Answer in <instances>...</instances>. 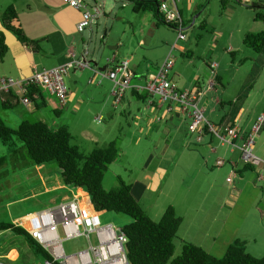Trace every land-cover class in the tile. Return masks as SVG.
Instances as JSON below:
<instances>
[{"label": "rangeland", "instance_id": "obj_1", "mask_svg": "<svg viewBox=\"0 0 264 264\" xmlns=\"http://www.w3.org/2000/svg\"><path fill=\"white\" fill-rule=\"evenodd\" d=\"M84 1L88 5H93L95 1L104 14L90 30L86 29L81 33L83 42L79 41V59H82L84 51L87 61L98 64H104L105 60L116 56L117 62L128 61V69L135 74H141L146 70L156 71L155 65L170 53L173 61L177 63L174 69L177 70L178 66L186 76L196 69L206 71V75H209L208 63L216 62L225 70L224 78L230 80L229 87L226 86V81L223 82L227 94L248 91L253 85H256L252 88L257 94L261 89L264 90V69L257 74L260 59L255 60L258 53L245 47L241 39L243 31L247 29L246 24L249 27L254 20L256 26L264 28V23L255 20L252 12L232 2L233 5L230 4L229 0L224 8L220 4L221 0H181L178 3L183 22L184 38L181 40H177L178 32L175 28L157 24L149 12L133 13L131 4L127 2ZM231 11L234 13L230 14ZM249 28L250 31L259 29L252 25ZM84 70H76L77 75ZM173 73L174 70H170L168 77ZM64 83L66 87L71 85L67 75ZM85 84L86 87L81 92H87L96 98L99 94L107 95L104 110L111 112L113 116L112 119L105 116L103 122L94 120L89 125L94 130L93 133L102 136L103 140L97 145L115 141L118 149V157L103 175L102 186L105 190L111 189L117 185V179L130 185L132 196L155 222L159 221L167 207L174 208L182 222L174 240L171 259L181 254L183 242L192 243L209 254L219 236L239 239L245 242L248 254L256 258L264 256V230L252 228L255 218L264 217V193L257 191L256 198L245 194L233 214V210L230 211L223 204L227 193L226 186L230 184L225 182L220 192L219 178L206 177L198 173L195 166L185 165V144L190 139L185 126L179 132L175 125L163 119L159 121L161 115L150 114L147 118L146 112L142 114V101L136 99L130 90L126 91L123 103L114 107L113 97L110 95L112 83L110 88L105 83L95 84V80L93 83L86 80ZM43 95L48 99L45 92ZM52 102L60 110L54 99ZM21 105L19 101L14 109L4 110L0 101V118L10 129H16L17 123L22 121H43L49 126L53 121L61 125L71 123L69 115L63 114L57 119L50 109L22 115L19 113L24 108ZM28 108L34 110L33 105ZM94 114L96 113H90L92 119ZM21 116L23 118L19 120ZM157 125L159 129L155 131ZM69 133L72 136L71 145L77 146L84 155L96 146L80 136L77 126L71 125ZM13 146H21L15 137ZM200 147L193 146L192 149L199 151ZM7 154L8 148L0 143V158H5ZM196 160L198 162L199 159ZM193 163L197 166L196 162ZM43 166L47 173L50 172L52 179L59 173L54 162ZM41 183L33 170L20 168L4 159L0 164V223L15 221L20 225L25 215L42 209L40 205L48 196L31 198L32 193L39 190ZM53 195H60V192ZM85 204L81 201L82 206ZM98 215L102 224H112L118 229L130 222L127 216L121 214L103 212ZM227 216L231 220L234 218L230 224L225 222ZM29 224L32 226V220ZM63 247L66 253H73L85 249L86 241L82 236L73 238L64 241ZM11 249L18 252V257L13 262L5 257ZM11 253L16 255L15 251H10L9 254ZM0 261L3 264H42L28 250L24 240L9 231L0 233Z\"/></svg>", "mask_w": 264, "mask_h": 264}, {"label": "crops", "instance_id": "obj_2", "mask_svg": "<svg viewBox=\"0 0 264 264\" xmlns=\"http://www.w3.org/2000/svg\"><path fill=\"white\" fill-rule=\"evenodd\" d=\"M240 1L243 3H259L264 5V0ZM230 4L232 3L230 2ZM10 6H13L18 12L19 22L25 35L30 40H39L40 43L39 50L32 51L20 44L14 35L5 30L0 23V34H2L4 43L7 46V53L0 61V77L26 79L29 78L34 71L38 72L42 69H50L67 63L71 59V54H73L74 58L79 59L78 46L79 41L82 43L83 39L81 33L76 32L75 26L81 19V11L68 6L62 0H0V15ZM238 7L248 10L240 5H238ZM234 11H231L230 14H233ZM248 11L252 12L251 10ZM251 25L256 28L259 27V29H256L258 31H250L251 28L249 27ZM251 25L248 27V24H246L247 29L242 33V40L246 35H254L264 31V28L261 26H256L254 20L251 21ZM90 28L88 29L90 30ZM114 58L116 61V56H114ZM165 58L166 57L155 65V68H157ZM259 59L260 66L257 70V74L259 73L258 71L264 69V50L258 53V57H256L255 61ZM88 63L89 68L85 69L82 74L77 75L76 71H71L67 75L71 85L67 87L68 92L64 103H60L54 96L45 92L48 99L43 95L45 106L40 109H50L57 119L61 118L63 114L69 115L71 117V123L64 126H66L68 130H70L71 125L77 126L80 130V136L86 138V141L89 143L97 145L103 140L101 138L102 136L93 133L94 130L90 129L89 125L93 124L94 120L101 122L105 121V116L110 119L113 118L111 112L104 110L107 95L99 94L98 98H96L92 94L81 92V90L84 89V86L86 87V80L88 82L90 79H92L93 82L94 80L95 82L98 80V77L94 74L95 70L106 72L111 69V64L107 63L106 60L104 64H98L93 61H88ZM176 64L177 63L173 61L171 70L173 69L174 73L171 77L169 75V79L180 89H194L197 92L198 105L203 109V114L208 121L217 126H233L237 130V136L232 140L233 146L221 144L207 132L202 135L201 140H198L196 134L188 131L187 126L189 119L180 113L178 107L173 106L170 111H167V106L165 104H160L155 98L149 96L145 92L133 88L143 86L147 76L153 73L152 71L146 70L144 73L135 74L128 69L132 77L131 82L133 81L132 84L130 83L132 88L129 90L136 99L142 101V114L146 112L147 118L150 114L161 115V118H158L159 121L163 119V121L175 125L179 132H182V128L185 126L186 133H189L190 137L185 144L187 148V152H185L187 157L185 165L190 166L191 164L195 166L194 169L206 177L211 176L216 177V179L219 178L221 180L219 186L220 192L225 182L230 184V186H226L227 193L224 197L223 204L228 206L230 211L233 210L232 213L234 214L235 210L240 206L245 194H250V196L256 198L257 191L264 193V127H261L257 133L255 138L256 142L253 146V154L259 162L246 168V165L240 160V149L244 144L246 134L251 130L257 117L259 115H264V90L261 89L260 93L257 94L254 88H252L256 85H253L248 91L227 94V88H224L223 82L226 81V86L229 87L230 80L224 78L225 70L219 65H217V72L214 76L210 75L211 73L209 74L210 76L206 75V71H201L199 69L191 70V74L186 76L185 72L178 66L177 70L174 69ZM199 75L202 76L199 78ZM103 83H105L107 88L111 87L110 80L103 78L100 85ZM210 84H213V86L211 87ZM125 95L126 92L120 103H123ZM53 99L59 104L60 110L52 102ZM1 100L0 97V101ZM250 101L254 102V104H250ZM29 105L33 104L29 103L26 106L22 104L21 106L24 108L19 110V113H22V115H31L40 110L36 109L34 105V110H29ZM23 110L26 111V114ZM91 112L96 113L93 119L90 116ZM22 118L23 116H21L19 120ZM20 123L17 124L19 125ZM59 126L62 125L53 121L49 127L51 129H56ZM158 129L159 127L157 125L154 130L156 131ZM199 145L201 146L199 151L192 149L193 146ZM196 159H199L198 162ZM218 161H222V165L217 166L216 163ZM193 162H196L197 166ZM30 169L33 170L42 181L39 190L35 193L33 192L31 198L41 195L48 196V198L42 202V205H40L42 207L40 210L51 207L72 195L79 197L80 203L84 201L88 204V199L84 197L86 194L83 189H71L70 187H66L59 173L52 179L50 172L47 173L43 165L28 168V170ZM209 188L213 189V187ZM57 191L60 192V195H53ZM215 193L218 194V191ZM34 213L36 212L28 213V215ZM28 215H25L23 218ZM262 218H255L252 228L264 230V219ZM233 219L234 218H232V220ZM31 220L32 219L26 221L24 226L28 228ZM232 220L228 216L225 218L227 224H230ZM12 223L16 224L15 221ZM233 240L235 239H233L232 236L227 238L219 236L217 241L214 240L216 242H214L213 248H210L209 254L213 257L221 258L228 245ZM10 251H15L16 255L13 253L9 254ZM5 257L10 262H13L17 259L18 252L16 249H11L6 253Z\"/></svg>", "mask_w": 264, "mask_h": 264}, {"label": "trees", "instance_id": "obj_3", "mask_svg": "<svg viewBox=\"0 0 264 264\" xmlns=\"http://www.w3.org/2000/svg\"><path fill=\"white\" fill-rule=\"evenodd\" d=\"M122 1L131 4L133 13L149 12L157 24L175 28V23L165 20L159 12L157 0ZM229 1L251 10L255 20L264 23V5L243 3L240 0ZM227 2L228 0H221L220 4L224 8ZM0 23L20 44L32 51L39 50V40H30L25 35L18 12L13 6L2 12ZM242 43L255 53L261 52L264 50V31L246 35ZM6 53L7 46L0 34V61ZM26 96L36 109L45 106L43 92L38 86H29ZM0 97L4 110H11L19 105V99L12 93H3ZM13 137L21 143L20 147L13 146ZM71 140L72 136L64 125L51 129L43 121H22L16 129H10L0 118V143L8 148V154L5 158H0V164L4 159H8L10 163L25 169L54 162L66 187L83 189L91 212H111L127 216L130 222L122 231L127 239L125 247L128 264H264V256L256 258L248 254L245 243L238 239L228 245L221 258L213 257L192 243L183 242L181 254L171 259L174 240L182 222L174 208L167 207L159 221L155 222L132 196L130 185L117 179V185L113 188H103V175L118 157L115 141L96 145L90 153L84 155L77 146L71 145ZM249 167L250 165H246V168ZM5 231L21 237L37 259L42 262L49 259L46 252L18 224L0 223V233Z\"/></svg>", "mask_w": 264, "mask_h": 264}, {"label": "built area", "instance_id": "obj_4", "mask_svg": "<svg viewBox=\"0 0 264 264\" xmlns=\"http://www.w3.org/2000/svg\"><path fill=\"white\" fill-rule=\"evenodd\" d=\"M68 6L81 11V19L76 24V32L82 33L90 28L104 12L96 5H88L84 0H62ZM181 0H157L158 10L168 22L175 23L177 40L183 39V22L180 16L178 3ZM87 54L84 51L82 59L74 58L60 66L34 71L29 78L14 79L11 77H0V96L3 93H12L17 96L20 103H30L26 96V89L31 86H38L43 92L54 96L60 103H64L67 96V87L64 77L71 71L84 70L89 68L86 60ZM111 64V69L106 72L98 70L94 74L98 77L96 84L100 85L103 78L112 83L111 96L113 106L120 104L124 93L131 87V74L128 70V62H116L114 56L106 60ZM173 66V58L168 54L164 61L149 74L143 86L133 87L145 92L151 97H156L157 102L165 104L167 111L176 106L181 114L189 119L188 131L197 135L201 140L202 135L207 132L216 138L221 144L231 145L232 140L237 136V130L233 126H217L208 121L203 109L198 105V94L194 89H180L172 82L169 71ZM212 76L215 75L217 64L210 62L208 66ZM89 82H93L92 79ZM212 87L213 84H210ZM210 88V87H209ZM264 125V115H259L253 123L251 130L244 138V144L240 149V160L244 165H254L259 162L253 155V145L257 133ZM222 165V161L216 163ZM32 219V226L25 227L24 223ZM22 227L30 237L46 252L49 259L42 264H128L126 256V236L122 229L112 224H102L98 213L91 212L88 204L82 206L79 197L72 195L63 199L55 205L40 210L32 215L23 218ZM83 237L86 241V248L66 253L63 242ZM0 264H3L0 261Z\"/></svg>", "mask_w": 264, "mask_h": 264}]
</instances>
